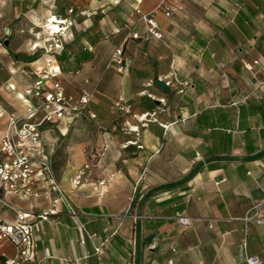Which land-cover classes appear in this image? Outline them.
<instances>
[{
	"label": "crops",
	"instance_id": "1",
	"mask_svg": "<svg viewBox=\"0 0 264 264\" xmlns=\"http://www.w3.org/2000/svg\"><path fill=\"white\" fill-rule=\"evenodd\" d=\"M161 1L129 0L137 11L127 14L121 44V34L103 41L81 35L76 42L69 25L55 43L45 41V60L35 58L41 45L30 40L0 69L2 135L8 113H24L26 97L38 101L26 95L41 77L38 69L65 71L52 54L72 61L84 46L83 54L91 56L77 66L65 63L83 76L79 90L64 85L73 94L92 91L96 117L79 114L43 127L40 143L74 212L63 198L49 221L31 217L38 257L33 264H248L253 255L264 263V222L251 221L245 232L244 220L256 203L264 220V0H182L173 16L158 8ZM54 13L47 19L60 18ZM146 13L161 25L163 39L139 21ZM83 23L76 26L85 28ZM60 44V51L52 50ZM119 46L123 69L107 68ZM142 57L152 70L135 69ZM159 78L172 84L162 88ZM147 112L148 125L131 129ZM8 199L36 213L50 205L18 192ZM179 215L191 222L182 224ZM14 217L12 209L0 207V221ZM35 220L42 221L40 230ZM5 242L0 261L17 254Z\"/></svg>",
	"mask_w": 264,
	"mask_h": 264
},
{
	"label": "built area",
	"instance_id": "2",
	"mask_svg": "<svg viewBox=\"0 0 264 264\" xmlns=\"http://www.w3.org/2000/svg\"><path fill=\"white\" fill-rule=\"evenodd\" d=\"M181 2L182 0H162L158 8H163L166 16H173L181 8ZM138 11L140 12V10ZM142 19L146 24L147 31L152 36L157 39L164 38L162 27L152 13L142 14ZM65 26L69 27V25ZM50 29L52 30V28ZM50 29L49 31H51ZM132 36L138 37V33L134 32ZM123 63V49L119 46L112 53L107 68L117 67L122 70ZM42 70V68L38 69L41 77L35 86L26 90V95L35 96L38 101L32 102L29 97H26L27 106L24 113L20 115L8 113L7 126L3 134L0 135V207L10 208L15 212L13 221H0V242H11L16 245L17 249L15 257H6L0 261V264H30L34 258L36 246L31 217L36 215L42 220L49 221L51 215L59 213L58 205L64 198L62 188L54 177L49 157L40 143L43 127L55 119L74 117L79 114L89 118L96 117L90 108L94 96L92 91L84 89L78 94L69 93L64 83L57 79L50 83V87L44 88L41 85L42 82L55 75L56 71L42 73ZM160 80L163 81V79ZM164 82L167 85L172 84L171 79ZM152 83L153 81L150 84ZM119 101H123L122 96ZM158 101L165 103V98H159ZM119 107L124 109L120 104ZM148 114L149 112L141 115V125L130 126V128L139 132L140 126H147ZM162 125L167 127L166 124ZM134 142L137 143V141ZM96 157L97 155H93L92 160H95ZM80 179L81 175H78L73 180L74 184H80ZM10 192H18L30 200H47L50 201V205L36 213L33 208L24 209L11 203L8 199ZM55 192L58 195L55 196ZM64 200L69 209L74 212L69 200L65 198ZM261 205V203H256L248 209L244 217L247 222L245 232H248V223L251 221L264 222L262 218L258 217ZM178 219L184 225L191 222L189 217L182 215H179ZM243 245H247L246 240ZM101 246L95 248L97 253L102 251ZM247 263L264 264L256 255L248 256Z\"/></svg>",
	"mask_w": 264,
	"mask_h": 264
},
{
	"label": "rangeland",
	"instance_id": "3",
	"mask_svg": "<svg viewBox=\"0 0 264 264\" xmlns=\"http://www.w3.org/2000/svg\"><path fill=\"white\" fill-rule=\"evenodd\" d=\"M94 1H96L95 6ZM115 1L116 0H0V69H4L6 64L10 63L11 59L16 55H22L23 53L19 52L17 49L22 46L21 43L25 44L30 40H35L39 45L43 46V49L39 48L41 46L37 48L38 53L36 52V55L34 56L35 58H43L45 60L47 54H50L47 53L44 48L45 41L47 44L55 43V38H57L58 35H62V32L53 35L51 32L52 30L49 31L46 27L49 19H47V17L51 10L55 12L54 14L60 15V19H66L65 24H63L64 26L74 25V37L77 39L76 42H78L81 35H85L91 41L92 39L103 41L109 39L115 34H121V40L117 41V44H121L126 37V30H124L123 27L129 23L127 14H132L137 10L129 5V0ZM139 21L144 22L143 19H140ZM77 22L80 24L83 23L87 26L81 28V26H76ZM98 24L102 25L103 29L100 31L93 30L92 25ZM105 25L106 27H104ZM110 25H116L117 29L120 30L118 32H115L114 29L110 31ZM48 32L50 38H47ZM62 48L63 46L61 44L60 47L55 46L53 50L60 51ZM143 50L147 52V45L143 49L142 46H140V55ZM135 51H137V48H135ZM84 52H88L84 49V46L75 50L71 55L73 56L72 61H67V57L65 56L52 54L65 71H63L64 73L57 72L55 75L45 79L41 84L42 87L47 88L51 82L57 79L63 83L65 82L69 89L71 88L74 91H78L83 76L76 74L74 70L72 72L70 68V70L67 69L65 63H70L71 67L84 63L91 58L90 55H84ZM45 64H47L46 61L45 63H42V65ZM152 68V62L147 61L144 57H142L141 61H138L135 65V69L140 71H149L152 70ZM59 161H61V159H58L57 163H59ZM33 220L34 218H32V221ZM41 222V220H35V225H37L38 230L41 228ZM33 232L36 240L35 229ZM81 232H83L82 229ZM4 243L6 242H0L2 246ZM9 243L12 246L8 245L7 250L12 252L16 249V245L11 242ZM37 258L38 257L35 256L33 260L37 261Z\"/></svg>",
	"mask_w": 264,
	"mask_h": 264
},
{
	"label": "bare ground",
	"instance_id": "4",
	"mask_svg": "<svg viewBox=\"0 0 264 264\" xmlns=\"http://www.w3.org/2000/svg\"><path fill=\"white\" fill-rule=\"evenodd\" d=\"M65 22H66L65 20L60 19L56 15H50L49 16V19H48V24H47L46 27L48 29L52 28V31L51 32L53 33V35H56L59 32L64 33L66 31V29H67L66 26L65 27H62V26H64L63 24H65ZM60 46H61V44H60ZM60 46H58V47H60ZM52 50H48V51H52Z\"/></svg>",
	"mask_w": 264,
	"mask_h": 264
},
{
	"label": "water",
	"instance_id": "5",
	"mask_svg": "<svg viewBox=\"0 0 264 264\" xmlns=\"http://www.w3.org/2000/svg\"><path fill=\"white\" fill-rule=\"evenodd\" d=\"M157 84L159 86H161L162 88H166V86H167L166 83L164 81L160 80V79H158Z\"/></svg>",
	"mask_w": 264,
	"mask_h": 264
}]
</instances>
